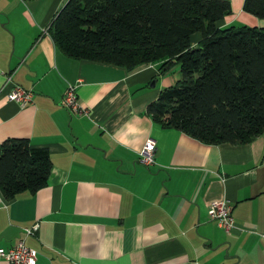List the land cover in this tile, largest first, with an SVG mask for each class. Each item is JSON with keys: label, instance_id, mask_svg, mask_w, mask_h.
<instances>
[{"label": "crops", "instance_id": "obj_1", "mask_svg": "<svg viewBox=\"0 0 264 264\" xmlns=\"http://www.w3.org/2000/svg\"><path fill=\"white\" fill-rule=\"evenodd\" d=\"M65 1L0 0V141L27 138L51 162L34 192L0 193V247L23 239L35 264H264V131L204 143L152 120L146 104L180 78L177 65L160 73L157 61L126 69L68 57L46 30ZM228 1L219 26L264 27L243 0ZM70 83L86 114L61 105ZM12 84L32 88L30 101L6 99ZM212 199L230 206V230L207 218Z\"/></svg>", "mask_w": 264, "mask_h": 264}, {"label": "trees", "instance_id": "obj_2", "mask_svg": "<svg viewBox=\"0 0 264 264\" xmlns=\"http://www.w3.org/2000/svg\"><path fill=\"white\" fill-rule=\"evenodd\" d=\"M242 9L264 18V0H243ZM229 12L228 0H66L46 30L75 59L126 69L157 61L160 73L177 65L180 78L145 112L204 143H242L264 131V27L219 26ZM50 167L47 150L27 138L0 141L5 199L46 184Z\"/></svg>", "mask_w": 264, "mask_h": 264}, {"label": "built area", "instance_id": "obj_3", "mask_svg": "<svg viewBox=\"0 0 264 264\" xmlns=\"http://www.w3.org/2000/svg\"><path fill=\"white\" fill-rule=\"evenodd\" d=\"M9 80L5 79V83ZM5 86V85H4ZM3 86V87H4ZM6 99L13 100L19 106H23L30 101L32 96V88H26L18 84L12 86L5 91ZM60 103L66 109L76 114H86L87 108L82 105L74 92V84H68L61 97ZM138 156L144 164H150L154 158V141L150 138L144 140L141 148L138 150ZM206 216L208 219L215 220L217 225L223 230L228 231L233 228L234 223L230 215V206L222 199H212L207 203ZM37 226V222L31 225L23 226L22 231L25 235L31 234ZM0 256L3 258L4 264H35L36 251L27 246L23 239H18L14 244L2 248L0 247Z\"/></svg>", "mask_w": 264, "mask_h": 264}, {"label": "water", "instance_id": "obj_4", "mask_svg": "<svg viewBox=\"0 0 264 264\" xmlns=\"http://www.w3.org/2000/svg\"><path fill=\"white\" fill-rule=\"evenodd\" d=\"M153 83H152V81L150 82V85H152Z\"/></svg>", "mask_w": 264, "mask_h": 264}, {"label": "rangeland", "instance_id": "obj_5", "mask_svg": "<svg viewBox=\"0 0 264 264\" xmlns=\"http://www.w3.org/2000/svg\"><path fill=\"white\" fill-rule=\"evenodd\" d=\"M150 85V84H149Z\"/></svg>", "mask_w": 264, "mask_h": 264}]
</instances>
